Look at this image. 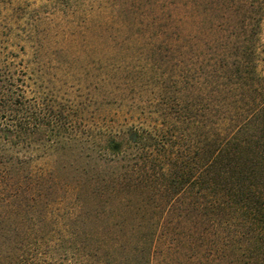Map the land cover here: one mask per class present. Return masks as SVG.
I'll return each instance as SVG.
<instances>
[{"label": "trees", "instance_id": "16d2710c", "mask_svg": "<svg viewBox=\"0 0 264 264\" xmlns=\"http://www.w3.org/2000/svg\"><path fill=\"white\" fill-rule=\"evenodd\" d=\"M49 2L0 0V264H264V0ZM71 37L92 54L88 126L44 90ZM127 99L130 150L96 113ZM68 127L105 166L46 200V149L83 143Z\"/></svg>", "mask_w": 264, "mask_h": 264}, {"label": "rangeland", "instance_id": "374dc122", "mask_svg": "<svg viewBox=\"0 0 264 264\" xmlns=\"http://www.w3.org/2000/svg\"><path fill=\"white\" fill-rule=\"evenodd\" d=\"M45 3L47 4V8L44 7ZM23 4L27 10L40 12L42 14H44L45 11L47 12V9L49 11L51 10V2H49V0H24ZM60 12V10H54L53 13L49 14V18L55 22L54 24L57 25L58 30H63L73 23L71 20L66 21V17H64L65 15ZM70 36L74 37L73 35H69V37ZM72 37L67 43L64 41H59L62 46L63 44H67L64 47L65 49H62V51L59 53L60 55L57 54L56 56V58L59 60V64L54 63L55 68L48 69V71H46L48 67L44 69V72H49L50 76L48 77H51L54 80L53 83L45 87L44 90L45 92H49L51 90L54 92L53 94L57 95L60 103L62 104L64 113L67 114V120H70L72 124H74V122L77 124L76 119L79 120L80 117H82L84 118V124L88 126L92 121L93 113V104L89 102L91 90L89 86H85L87 85L89 79L80 78V73H82V69L85 67V65H87L88 61L91 60L92 54L86 50L78 51L77 54L74 50L77 40ZM55 46L57 47V44H55ZM51 66L53 67V65ZM171 73L173 74V72ZM72 82L74 83L72 84ZM147 96H152V92H146L144 90L141 94L143 99L140 100L146 102L145 97ZM65 100H69V102ZM79 100H83L84 102V109L81 111L76 108L77 102ZM129 101L130 100L127 99L122 108L104 106L96 111V113H98L97 116H104L103 119L97 117V122H100L99 124L102 126L107 125L110 128L116 130L119 128L122 129L116 135L115 140L119 141L121 148L126 150H130L131 130H129V125L132 124V121L134 120V117L130 116L126 111L127 107H125V104L128 105ZM74 109L78 110L75 113V116L73 115ZM136 121V126H140L142 124L141 126L150 128L153 126V122H158V119L152 113H147L146 110L145 113L137 115ZM63 134L64 136L81 135L80 138L83 139V143L78 147V142H73V140L70 138L69 145L66 148L55 150L53 153L49 149H46L45 156L43 157L45 164L42 166H45L46 168H52L53 170L52 178L47 181V184L50 182H52V184L46 189L48 194L44 195L43 198L46 200H52L56 195L62 194V192H64L65 188L63 187V182H74L77 180L78 175L75 173V167L99 171L105 166V161L102 159H97L95 152L92 151V137L88 133L79 132L78 134L76 131L69 130L68 127L65 129ZM78 150L81 151L83 157L76 156ZM57 155H60L62 158L64 157V161L61 160V158L57 160ZM73 198V192L69 193L66 197V201L73 200Z\"/></svg>", "mask_w": 264, "mask_h": 264}]
</instances>
